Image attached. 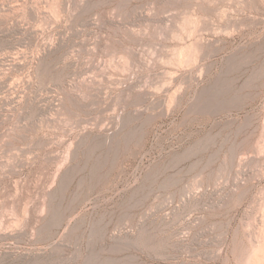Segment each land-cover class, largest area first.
I'll return each instance as SVG.
<instances>
[{
  "label": "rangeland",
  "instance_id": "obj_1",
  "mask_svg": "<svg viewBox=\"0 0 264 264\" xmlns=\"http://www.w3.org/2000/svg\"><path fill=\"white\" fill-rule=\"evenodd\" d=\"M263 221L264 0H0V264H245Z\"/></svg>",
  "mask_w": 264,
  "mask_h": 264
},
{
  "label": "bare ground",
  "instance_id": "obj_2",
  "mask_svg": "<svg viewBox=\"0 0 264 264\" xmlns=\"http://www.w3.org/2000/svg\"><path fill=\"white\" fill-rule=\"evenodd\" d=\"M245 264H264V229L259 235L257 246L252 249Z\"/></svg>",
  "mask_w": 264,
  "mask_h": 264
}]
</instances>
